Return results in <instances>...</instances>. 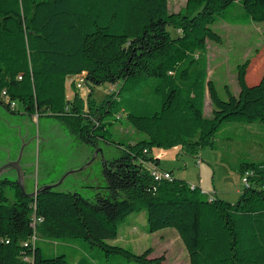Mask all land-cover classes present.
Masks as SVG:
<instances>
[{"label":"trees","instance_id":"1","mask_svg":"<svg viewBox=\"0 0 264 264\" xmlns=\"http://www.w3.org/2000/svg\"><path fill=\"white\" fill-rule=\"evenodd\" d=\"M228 8L244 18L227 21ZM218 19L263 23L264 0H187L185 14L170 12L169 0H0L1 104L49 112L96 149L99 140L114 142L108 126L123 117L145 135L118 143L123 153L105 160L106 185L93 198L58 188L29 198L18 182L0 183V264H169L151 247L138 253L117 244L120 224L142 211L145 233L177 230L190 264H264V158L242 162L245 187L234 204L174 175L156 180L142 162L159 167L154 147L180 146L190 155L215 148L217 133L234 119L264 123V72L249 82L250 59L238 65L239 91L225 87L226 98L209 77L208 42L223 41L212 27ZM69 76L83 77L79 88L91 87L87 107L78 83L68 97ZM147 78L160 109L124 108L123 91ZM104 84L112 90L98 103L93 86ZM9 184L15 200L4 192Z\"/></svg>","mask_w":264,"mask_h":264},{"label":"rangeland","instance_id":"2","mask_svg":"<svg viewBox=\"0 0 264 264\" xmlns=\"http://www.w3.org/2000/svg\"><path fill=\"white\" fill-rule=\"evenodd\" d=\"M230 9L225 13L227 21L238 22L244 18L241 13ZM169 11L185 14L187 0H169ZM223 21L218 19L212 25L223 41L221 44L208 42V58L209 77L216 82L220 95L226 98L225 87L228 86L235 93L239 91L238 65L247 59L251 61L248 81L257 82L263 75L264 22L232 25ZM170 31L176 34L178 30L170 27ZM79 80L77 76L67 78L69 98L75 94L72 84ZM151 82L152 79L147 78L139 85L124 90L122 106L132 107L139 114L159 110L162 101L154 92ZM93 89L94 98L99 103L111 92L112 85L93 86ZM77 91L87 107L91 87L84 84L82 88L77 87ZM212 112L213 105L207 95L205 115L209 117ZM113 119V116L106 117V121ZM108 127L114 142L99 140L97 149L101 151L93 159L96 147L78 142L66 125L49 112L31 115L20 103L13 112L0 103V167L19 160L24 173L25 192L28 194L62 181L56 187L59 190L77 191L86 198H93L98 192L97 186L106 185L103 172L105 160L123 153L118 143L133 144L145 137L124 117ZM215 141V148L203 147L197 155L187 154L180 146L154 147L151 153L160 158L159 168L162 171H173L174 177L185 180L190 186H198L210 197L217 196L234 204L245 187L240 171L242 162L261 161L264 158V123L231 120L220 129ZM9 171L12 173L4 172L2 175L18 182L16 172L12 169ZM4 192L11 200L16 199V187L6 185ZM134 222L138 224L135 231L131 228ZM146 225V211L129 216L120 224L117 244L138 253L151 247L154 251L152 256L165 255L169 264H190L188 251L176 229L165 228L149 234L145 233L148 229ZM45 243L42 239L38 241L47 250Z\"/></svg>","mask_w":264,"mask_h":264},{"label":"water","instance_id":"3","mask_svg":"<svg viewBox=\"0 0 264 264\" xmlns=\"http://www.w3.org/2000/svg\"><path fill=\"white\" fill-rule=\"evenodd\" d=\"M100 151H101L100 149H97L95 151V155H94L93 159L96 158V156L100 153ZM88 165H89V163L86 166H88ZM10 169H12V170H14L16 172V175L18 177V184H19V186H21V188H20L21 189V192L24 193L29 198H37V196L41 193V191L43 189H46V188H56V187H58L62 183V181H59L57 183H52V184H49V185H45L41 189H38L35 192L28 194V193L25 192L24 173H23L22 169L19 166V160L14 161V162H9L8 164L2 166L0 168V176L4 172H6V170H10Z\"/></svg>","mask_w":264,"mask_h":264},{"label":"built area","instance_id":"4","mask_svg":"<svg viewBox=\"0 0 264 264\" xmlns=\"http://www.w3.org/2000/svg\"><path fill=\"white\" fill-rule=\"evenodd\" d=\"M84 83L83 77H80V80L78 82V87H81V84ZM148 151L146 150L145 153H147ZM143 163H145L151 170L152 175L154 176V178L156 180H161V179H169L172 180L173 179V174L170 171H162L159 167H157L153 162H151L150 160H142ZM245 181V180H244ZM195 187V186H192ZM36 221L40 220V219H35ZM35 221V222H36ZM34 241H35V237H34Z\"/></svg>","mask_w":264,"mask_h":264},{"label":"flooded vegetation","instance_id":"5","mask_svg":"<svg viewBox=\"0 0 264 264\" xmlns=\"http://www.w3.org/2000/svg\"><path fill=\"white\" fill-rule=\"evenodd\" d=\"M5 164H6V163H5ZM5 164H2V166H4ZM2 166H1V167H2ZM1 167H0V168H1ZM6 172L9 173V174L12 173V172L9 171V170H6ZM3 182L11 183V182H15V181H13L12 179H10V177L7 176V175H5V176L1 175V176H0V183H3ZM8 186H11V184H9ZM12 186H13V185H12Z\"/></svg>","mask_w":264,"mask_h":264},{"label":"crops","instance_id":"6","mask_svg":"<svg viewBox=\"0 0 264 264\" xmlns=\"http://www.w3.org/2000/svg\"><path fill=\"white\" fill-rule=\"evenodd\" d=\"M132 230H134V231H135V230H136V227L134 226V227L132 228Z\"/></svg>","mask_w":264,"mask_h":264}]
</instances>
